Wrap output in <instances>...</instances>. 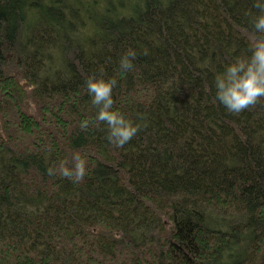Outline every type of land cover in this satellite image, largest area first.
Here are the masks:
<instances>
[{
	"label": "trees",
	"instance_id": "trees-1",
	"mask_svg": "<svg viewBox=\"0 0 264 264\" xmlns=\"http://www.w3.org/2000/svg\"><path fill=\"white\" fill-rule=\"evenodd\" d=\"M255 14L253 0H0V264H264V98L233 114L212 88L250 54ZM101 69L145 124L123 147L95 123ZM77 152L73 182L59 167Z\"/></svg>",
	"mask_w": 264,
	"mask_h": 264
},
{
	"label": "clouds",
	"instance_id": "clouds-1",
	"mask_svg": "<svg viewBox=\"0 0 264 264\" xmlns=\"http://www.w3.org/2000/svg\"><path fill=\"white\" fill-rule=\"evenodd\" d=\"M253 7L256 14L251 17V23L255 37L249 43L250 54L228 62L222 71L215 73L212 84L214 99L233 114H239L264 98V0H253ZM138 55L132 47L121 53L118 60L121 75L133 70ZM117 84L115 76H107L101 69L88 77L86 88L96 108L95 123L106 126L110 144L123 147L145 124L143 118L133 120L115 107L113 90ZM89 124L90 121L83 120L80 127L86 129ZM48 171L53 174L56 170L49 168ZM59 172L63 177L79 182L86 175L87 161L80 153H74L70 162H60Z\"/></svg>",
	"mask_w": 264,
	"mask_h": 264
}]
</instances>
